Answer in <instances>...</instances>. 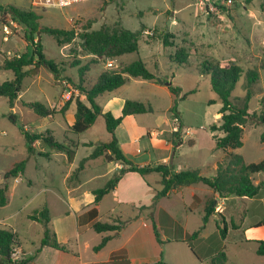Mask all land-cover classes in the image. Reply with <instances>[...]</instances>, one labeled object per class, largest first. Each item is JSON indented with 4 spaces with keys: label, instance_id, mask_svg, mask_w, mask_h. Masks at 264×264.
<instances>
[{
    "label": "rangeland",
    "instance_id": "1",
    "mask_svg": "<svg viewBox=\"0 0 264 264\" xmlns=\"http://www.w3.org/2000/svg\"><path fill=\"white\" fill-rule=\"evenodd\" d=\"M8 6L23 11H33L39 16L41 27L67 30L74 28L76 32H81L87 25L91 30H98L102 26L112 27L120 21L122 27L131 32L144 28L138 40V52L121 56L116 59V64L118 69L120 65L141 60L146 69L157 77L158 83L169 82L181 89V95L190 93L186 99L177 101V111L187 134H183L180 155L174 156V167L169 166L172 170L178 169L176 165H179L181 171L198 169L201 176L212 178L215 171L209 164L220 156L224 158L222 151L215 150L214 140V136L222 137L223 133L211 132L210 129L213 125H220L218 112L222 104L212 91L209 75H204L200 71V65L206 60L215 59L222 64H235L242 68L243 73L230 95V102L233 105L241 104L240 100L247 92L246 73L252 69L258 70L260 79L250 89L253 95L248 103V110L253 113L261 109L260 100L264 98V70L260 69L264 53V0H252L249 4H245L244 0H89L64 8L33 7L29 0H0V68L5 58L22 54L28 45L24 38V28L17 23L16 27H12L9 40L3 41L2 24L11 19L6 12ZM164 33L174 36L171 46H163L161 36ZM35 41H40L43 53L58 64L59 70L61 68L63 70L57 80L45 67L30 69L32 75L22 81L19 100L13 110L9 107L6 98L0 97V184H5L9 179L13 180L10 170L17 163L24 161L22 183L10 194L11 205L2 210L5 213L18 210L10 220L15 224H31L26 216L41 212L50 197L45 188L53 186L62 191L64 183L60 173L61 165H52L56 169L53 170L55 172L52 179L45 175V172L50 170L51 163L40 150L52 153L54 149L36 141L34 145L37 150L35 154L33 153L34 157L27 158L25 141L18 126L5 115L17 114L19 123L26 131L44 133L49 130L53 138L67 149L61 152L64 156H68L67 153L74 156L76 140L101 143L110 140L101 117L97 118L89 130L76 134L68 130L62 114L55 115L52 120L45 118L51 123L41 126L39 120L43 118L22 106V102H39L48 108L55 104L54 109L59 110L68 100L80 98L72 83L67 80L71 79L74 82L77 80L76 68H70V64L77 59L82 62L86 60L80 50L79 39L76 38L70 45L58 46L50 36L42 33L39 39L35 38ZM178 49H185L189 54L187 66L171 61V56H174ZM102 68L105 67L100 64L91 69L89 72L91 77ZM13 78L11 71L0 69V84ZM123 88L124 96L152 108V113L144 114V123L152 129L165 128L170 120L172 126L176 125L169 110L174 98L170 90L168 93L171 95L156 89L149 81H145L143 85L131 81ZM65 92L70 94L68 98ZM98 99L99 102L103 100L102 97ZM121 131L120 129V133ZM192 140L196 142L195 147L189 144ZM242 142V147L234 153L240 155L245 163H259L264 160V125L253 126L252 123L245 125ZM210 146L212 150H209ZM140 149L144 151V155L150 152L146 138H144V149L143 146ZM87 153V149L80 147L76 154L77 162ZM103 160L107 161L104 157ZM78 170L79 167L75 171ZM99 173L104 172L99 171ZM86 174L88 177L92 173ZM159 176V174H147V179L156 189V193L162 189L160 183L154 182ZM108 179L110 176L102 175L92 181L90 186L102 188ZM253 182L264 183V175H254ZM197 186L205 187L202 184ZM173 198L178 200L179 197ZM221 218L227 223L229 232L225 241L213 242L210 252L197 245L198 247L195 248L197 253L184 245H181V251L168 245L165 262L210 264L211 259L222 251L227 258L225 264H264V256L256 254L258 245L255 242V240H264V226L253 228L256 223L264 219V184L253 198L231 197L227 200L220 217L212 218L208 230L214 231L216 227L222 226ZM36 232V229H32L22 233L24 237L20 241L25 249L32 246ZM251 236L255 238L250 239Z\"/></svg>",
    "mask_w": 264,
    "mask_h": 264
},
{
    "label": "trees",
    "instance_id": "2",
    "mask_svg": "<svg viewBox=\"0 0 264 264\" xmlns=\"http://www.w3.org/2000/svg\"><path fill=\"white\" fill-rule=\"evenodd\" d=\"M245 4H249L252 0H244ZM7 16H9L18 25L24 28V38L28 43L27 49L20 55L12 58H5L1 68L9 70L13 73L14 78L0 84V97L6 98L10 108H13L20 95L22 81L31 76L30 69H38L45 67L49 69L54 77L59 80L62 68L59 70L58 64L43 53V48L39 39L42 33L50 36L58 46L70 45L76 38L80 41V50L85 62L77 59L70 64V68H76L77 80L74 82L67 79L74 86V90L78 92L79 96H84L85 102L81 101L79 97L72 98L63 104L59 110L53 107H46L39 102H22V106L32 110L38 117L52 120L55 115L62 114L68 110L72 101L75 103L74 123L70 130L76 134L87 131L97 120L101 117L105 123V129L110 135L108 142L98 144L92 153L85 158L95 159L104 157L107 161L120 162L125 165L118 174L111 178L102 188L93 191L94 204L99 201L110 191L114 190L116 184L126 172H136L141 176L148 173L156 172L160 175L161 191L155 194L151 207L156 201L167 196L171 191L179 188L187 187L193 184L201 183L213 189L221 198L237 197V198H253L255 197L260 187L264 183L255 184L253 176L256 174L264 175V160L259 163H245L240 155L234 153L235 150L242 147V136L244 126L248 123L255 125H264V98H261V109L259 112L250 113L248 110V103L253 95L250 90L260 79L258 70H249L247 75V84L245 86L247 92L240 100L241 104L233 105L230 102V95L234 90L238 80L240 79L243 70L235 64H222L215 59L206 60L200 65V71L204 75H209L212 91L217 95L222 106L218 112L220 115V125H213L210 127L211 132L220 131L223 133L222 137L214 136L215 150H222L225 153L224 159L217 163L215 175L212 178H207L200 175L198 170H185L175 172L169 166L160 164L154 167L140 168L130 162L120 150L117 139L115 137V130L121 124L124 117L129 115H138L152 113L153 110L149 105L138 101L126 100L121 116L115 118L110 112H103L96 99L98 96L112 92L123 86L129 78L140 79L144 81H157V77L150 73L141 60L134 61L128 65H120L117 70H107L102 68L94 77L89 73L96 65H104L107 60H115L123 55L138 52V40L144 32V28L137 32H131L124 27L120 21H117L112 27L102 26L98 30H91L87 25L76 32L72 29H58L41 27L39 24V16L33 11L19 10L13 6L6 8ZM173 35L164 33L161 36L164 47L172 45ZM189 54L185 49H178L174 56H171V61L178 62L181 65L187 66ZM81 59V57H80ZM60 66V65H59ZM260 69L264 70V53L263 63ZM35 74V73H33ZM165 82V81H164ZM169 90L174 96L172 106L169 109L171 118L177 120L178 129L172 134L173 151L176 147L182 144L181 132L183 129V121L179 112L177 111V101L184 100L190 93L181 95V89L169 85ZM193 93V92H191ZM214 103V101H210ZM13 124L18 126L20 134L23 136L27 150V156L33 155V144L36 141L45 144L54 149L55 152H64L65 146L58 143L52 136V133L47 130L44 133H32L26 131L23 125L19 123V118L15 113L5 115ZM192 145L193 142L189 141ZM70 157V153H67ZM83 161L80 163L79 169L82 167ZM24 161L17 163L11 170L10 176L17 177L18 173L23 172ZM8 200V186L4 184L0 187V206H4ZM216 212V201L212 199L207 201L203 217L202 227L208 222L212 214ZM220 215V214H219ZM30 219L39 221L44 226L43 238L41 240V247L51 246L55 249L62 250L63 247L56 241L55 234L48 227L49 216L47 209L44 208L41 212L30 216ZM222 219V218H221ZM222 226H219V232L222 239L227 235V223L224 219L221 220ZM124 223L120 220H115L114 223H95L93 229L98 232H112L122 229ZM264 226V219L255 224L254 228ZM154 236L159 242V234L156 226H152ZM199 234V230L191 235V239H195ZM108 237L94 248L98 251L102 249L108 241ZM257 242L256 254L264 256V240H255ZM18 245L17 235L10 229H0V264H28L31 260L12 261L10 258L12 249ZM227 261L224 252H219L210 261V264H225ZM156 264H162L158 262Z\"/></svg>",
    "mask_w": 264,
    "mask_h": 264
},
{
    "label": "crops",
    "instance_id": "3",
    "mask_svg": "<svg viewBox=\"0 0 264 264\" xmlns=\"http://www.w3.org/2000/svg\"><path fill=\"white\" fill-rule=\"evenodd\" d=\"M114 61L116 62V59ZM131 81H135L140 85L145 82L144 80L129 78L120 88L97 97L96 101L104 113L110 112L115 118L121 116L125 101H133L124 96L122 92L123 87ZM149 82H152L156 89L166 91L167 94L171 95L168 93L169 86L165 85L164 82ZM99 97L103 98L101 102H99ZM80 100L85 102L84 96L81 95ZM51 107L54 108L55 104ZM13 108H15V105ZM74 113L75 103L73 101L63 115L68 130L74 123ZM39 121L41 126H47L51 123L45 118ZM120 129L122 130L121 133ZM172 134V120L165 128L152 129L147 123H144V114L124 117L115 130V137L120 150L130 162L140 168L154 167L160 164L174 167V156L175 154L180 155L183 144L173 151ZM183 134H187L184 125L181 138H183ZM144 138H146V143L150 148V152L146 155L140 149L142 146L144 149ZM192 142V147H195L196 142L194 140ZM100 143V141L76 140L74 142L75 154L74 156L70 155V157L64 156L61 152L53 151L49 153L46 150H40V152L45 153L51 163L50 170L45 172L46 177L53 178L55 172L53 170L56 169L52 165L62 166L60 173H62L64 189L59 191L53 186L45 188V191L50 194L45 204L49 216L48 227L55 234L56 241L63 247L62 250L51 246L41 247L44 226L39 221L30 219L31 215L26 216L31 224H15L11 223L10 220L17 214L18 210L3 212L11 205L10 194L22 183L24 170L18 173L13 180L9 179L5 183L8 186V200L4 206H0V229H10L17 235L18 245L16 248L20 253L19 261L31 260L28 264H156L158 262L167 264L164 258L168 245L178 251H181V245H184L195 253H197L195 248L198 245L210 252L213 242L217 243L227 239L228 231L226 238L222 239L218 227L211 231L208 230V225L211 223L212 218L220 217L219 214L225 202L231 197L221 198L208 186L204 184L202 185L205 187L197 186L201 183L173 190L167 196L159 198L155 205L151 207L156 189L150 185L147 174L141 176L136 172H126L116 184L114 190L106 194L98 204H94L93 191L99 188L90 186V183L97 178L99 179L102 175L110 176L111 179L122 168H125L122 163L104 161L103 157L83 161ZM32 146L35 154L37 147L34 144ZM80 147L87 149L88 153L77 162L76 154ZM210 149L212 150V146L209 147ZM34 154L27 156V158H33ZM223 155L225 156L224 152ZM223 159V156H220L212 161L209 164L210 168L215 171L217 163ZM82 161V167L75 171ZM176 166L178 169H173V171L179 172L182 170L179 165ZM99 171L104 173L100 174ZM88 172L92 174L86 177ZM151 174L158 173L151 172ZM154 182L160 183V176L159 179L155 178ZM29 183L31 184L30 180ZM3 185L0 184V187ZM177 196L179 198L175 200L173 197L176 198ZM212 199L216 201V215L215 213L212 214L208 222L202 227L205 205L207 201ZM188 200H190V203H188ZM115 220L124 223L119 231L98 233L93 229L95 223L111 224ZM5 221L8 223L5 224ZM153 224L159 234V242L154 236ZM32 229L37 230L36 238L32 246L25 249L20 241L24 237L22 233H27ZM198 230V236L191 239V235ZM105 237L109 238L105 246L98 251L94 250ZM251 238L255 237L251 236Z\"/></svg>",
    "mask_w": 264,
    "mask_h": 264
},
{
    "label": "built area",
    "instance_id": "4",
    "mask_svg": "<svg viewBox=\"0 0 264 264\" xmlns=\"http://www.w3.org/2000/svg\"><path fill=\"white\" fill-rule=\"evenodd\" d=\"M30 4L33 7H39V8H46V7H57V8H64L67 6H71L74 4H78L81 2H87L89 0H29ZM106 1V0H104ZM12 27H16V22H14L12 19H9L7 22L2 24V33H3V41L7 42L10 38V36L12 35ZM150 34V33H148ZM104 67L107 70H115L117 69V64L114 60H107L104 63ZM69 93L65 92V96L66 98L69 97ZM173 122L176 124L174 126H172V132H176L178 129L177 126V120L174 119ZM19 251L18 249L15 247L12 249L10 258L12 261H19L20 257H19Z\"/></svg>",
    "mask_w": 264,
    "mask_h": 264
},
{
    "label": "water",
    "instance_id": "5",
    "mask_svg": "<svg viewBox=\"0 0 264 264\" xmlns=\"http://www.w3.org/2000/svg\"><path fill=\"white\" fill-rule=\"evenodd\" d=\"M160 83H163V82H160ZM165 85H167V86H169L170 85V83L168 82V83H164ZM215 215H216V213H215Z\"/></svg>",
    "mask_w": 264,
    "mask_h": 264
}]
</instances>
